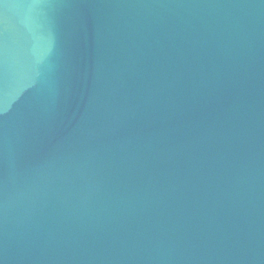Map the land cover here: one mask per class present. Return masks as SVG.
Masks as SVG:
<instances>
[{
	"label": "water",
	"instance_id": "95a60500",
	"mask_svg": "<svg viewBox=\"0 0 264 264\" xmlns=\"http://www.w3.org/2000/svg\"><path fill=\"white\" fill-rule=\"evenodd\" d=\"M0 264H264V0H0Z\"/></svg>",
	"mask_w": 264,
	"mask_h": 264
}]
</instances>
